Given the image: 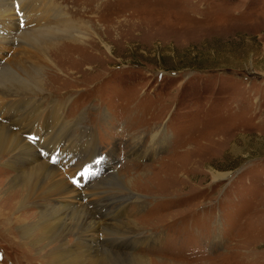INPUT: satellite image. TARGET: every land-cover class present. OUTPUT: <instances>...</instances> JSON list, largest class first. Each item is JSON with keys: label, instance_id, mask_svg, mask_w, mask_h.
<instances>
[{"label": "rangeland", "instance_id": "rangeland-1", "mask_svg": "<svg viewBox=\"0 0 264 264\" xmlns=\"http://www.w3.org/2000/svg\"><path fill=\"white\" fill-rule=\"evenodd\" d=\"M9 1L18 19L23 9ZM31 2L40 21L27 16L19 29L57 26L55 16L67 15L68 27L85 30L83 41L47 40L57 46L50 64L30 37L0 40V86L15 85L14 61L29 57L45 99L65 103L63 114L53 113L82 117L98 147L61 138L50 150L37 146L41 156L83 192L98 182L109 197L111 186L127 184L141 199L126 192L121 220L134 223L137 238L151 237L133 254L152 264H264V0ZM154 135L151 152L131 154L135 142L149 151ZM113 168L117 179L100 181ZM4 169L1 159L0 178L11 174L1 175ZM0 185V196L12 190ZM10 231L0 226V264H38ZM107 256L98 264H116Z\"/></svg>", "mask_w": 264, "mask_h": 264}, {"label": "bare ground", "instance_id": "bare-ground-1", "mask_svg": "<svg viewBox=\"0 0 264 264\" xmlns=\"http://www.w3.org/2000/svg\"><path fill=\"white\" fill-rule=\"evenodd\" d=\"M28 1H15V7L21 5L24 10L17 19L16 16L13 17L15 12L12 2L0 0V29L6 26L11 30L6 34L7 37L0 35V40L14 42L16 35H23L26 39L30 37L35 50L41 51L44 61H49L50 64L53 62L51 51L57 46L50 45L51 42L47 40L58 35L57 37L69 38V41H83L85 30L77 31L68 27L67 23L71 21L68 22L67 15L61 16V19L55 16L57 26L19 29L24 28L26 21L27 23L31 22L30 20L40 21V16L34 12L38 5L32 3V0ZM45 3L53 2L45 0ZM41 4L44 6V2ZM86 12L82 10L80 14ZM27 16L31 19L29 20ZM37 40L39 42H36ZM28 59L29 57H16L14 61L16 69L13 71L12 79L16 86L14 84L0 86V160L2 159L5 166L1 175L11 172L10 175L0 179L12 187L10 192L0 196V226L11 230L16 246L25 249L27 254L36 252L33 259L36 258L38 264H98V261H103L106 255H109L107 256L109 261L116 260V264L155 263L138 253L133 254V250L151 240V237L137 238V233L129 231L136 228L134 223L121 220L124 215L123 209L126 208L124 200L126 192L131 198L136 197L128 189L127 184H119L120 189L111 186L112 194L109 197L105 194L106 187L102 188L103 183L98 182L91 183L83 192L82 188L75 187L68 181L69 178L59 172V165L48 162L47 158L41 156L37 150V146H40L43 152L46 148L50 150L52 146L59 144L57 142L61 138H64L67 144L85 138V143L77 140L75 145L85 144L86 147L83 146V149L88 151L92 148L94 152L98 147L90 140L89 129L82 125V117L68 121L58 116L63 114L65 103L45 99L43 94L46 89L40 68L36 67L37 63L33 60L26 63ZM43 100L47 102L44 109ZM54 108L58 110V115L53 113ZM35 121H38L37 125L34 124ZM42 123L48 124L49 129L43 131ZM76 129L80 130L78 134H75ZM151 145L149 151H141L140 143L135 142L131 154L135 157L138 155L143 157L151 152L158 145L156 135L152 138ZM73 164L72 166L75 167L78 163ZM64 165L65 163L63 167ZM111 172L113 173L105 176V179L99 180L110 182L117 179L116 170L113 168ZM4 185H0V191ZM112 199L120 204L118 207L115 206L114 210L110 207ZM90 203L92 204L89 207ZM32 204L36 208L33 211L30 210ZM142 204L143 202L140 203ZM103 207L105 209L100 212V208ZM115 232L123 236L109 235ZM10 239L8 237V240ZM106 245L111 250H108Z\"/></svg>", "mask_w": 264, "mask_h": 264}, {"label": "snow or ice", "instance_id": "snow-or-ice-1", "mask_svg": "<svg viewBox=\"0 0 264 264\" xmlns=\"http://www.w3.org/2000/svg\"><path fill=\"white\" fill-rule=\"evenodd\" d=\"M52 159L54 160L55 158H54V157H52ZM74 182H77V183H78L79 181H74Z\"/></svg>", "mask_w": 264, "mask_h": 264}]
</instances>
